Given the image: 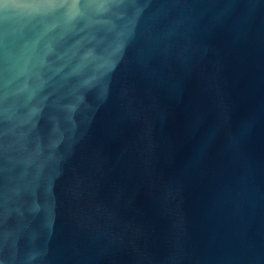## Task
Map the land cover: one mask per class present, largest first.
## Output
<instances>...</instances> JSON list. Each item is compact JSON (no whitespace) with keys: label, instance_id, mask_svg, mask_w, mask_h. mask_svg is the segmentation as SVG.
<instances>
[{"label":"water","instance_id":"obj_1","mask_svg":"<svg viewBox=\"0 0 264 264\" xmlns=\"http://www.w3.org/2000/svg\"><path fill=\"white\" fill-rule=\"evenodd\" d=\"M0 264H264V0H0Z\"/></svg>","mask_w":264,"mask_h":264}]
</instances>
